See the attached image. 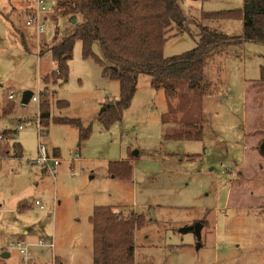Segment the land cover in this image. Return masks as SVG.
<instances>
[{
    "label": "rangeland",
    "instance_id": "1",
    "mask_svg": "<svg viewBox=\"0 0 264 264\" xmlns=\"http://www.w3.org/2000/svg\"><path fill=\"white\" fill-rule=\"evenodd\" d=\"M179 5L190 24L186 31L166 33L165 58L195 48L199 24L242 34V20L203 21L200 12L238 11L243 0ZM34 6L35 0H0V133L12 136L0 143V256L9 254L2 260H17L5 247L29 230V237L53 238L58 264H92L89 217L105 206L121 219L144 216L145 225L134 232V264H264V207H248L251 193L264 205V87L253 84L264 69V45L242 42L211 55L203 97L181 88L167 100L147 75H138L128 108L107 121L110 112L104 109L119 99V84L95 62L101 56L97 43L85 58L76 40L66 81L44 89L43 76L55 70L45 50L55 32L59 40L74 25L60 17L54 27L52 10L44 33L37 34L25 23ZM27 90L50 95L47 126L38 125L39 104L21 105ZM178 105L169 113V106ZM190 107H196L192 118L200 139H164ZM60 119L78 121L88 138L79 144L78 128L54 122ZM40 147L59 157L55 175L36 164ZM115 161L130 163L129 181L110 176ZM21 201L24 210H18ZM34 201L43 209L32 208ZM199 223V237L185 231Z\"/></svg>",
    "mask_w": 264,
    "mask_h": 264
},
{
    "label": "trees",
    "instance_id": "2",
    "mask_svg": "<svg viewBox=\"0 0 264 264\" xmlns=\"http://www.w3.org/2000/svg\"><path fill=\"white\" fill-rule=\"evenodd\" d=\"M51 16L54 27L60 17L70 21L74 18L75 24L59 40H56L55 32L53 43L45 50L55 70L50 72V77L43 76L44 89L49 83L66 81L67 63L76 40L81 42L85 58L92 55V46L97 43L101 56L95 58V62L102 67L104 77L119 84V99L107 104L104 109L110 112L107 121L119 119L128 108L138 75H147L152 88L162 90L167 100L175 98L177 89L181 88L203 97L208 88L204 68L211 55L242 42L264 45V0H243L242 8L238 11L202 12L203 21L242 20V34L240 37L231 36L199 24L195 48L169 58L163 56L166 33L186 31L190 24L180 9L179 0H55ZM256 83L264 87L262 68ZM49 100L47 91L39 95V127L48 124ZM179 107L173 109L169 106V113L174 114ZM196 107H190V111L184 110L177 128L172 130V134H165L164 139H200L201 130L192 118ZM54 122L75 125L79 144L88 138V128L84 130L78 121L60 119ZM3 134L8 135L7 132ZM260 155L264 157L261 151ZM108 172L118 180L131 179L128 161L110 163ZM25 206L26 202L19 203L18 210H24ZM89 223L92 227V264H134V232L145 225L144 216L131 214L121 219L111 208L98 206L93 209Z\"/></svg>",
    "mask_w": 264,
    "mask_h": 264
},
{
    "label": "built area",
    "instance_id": "3",
    "mask_svg": "<svg viewBox=\"0 0 264 264\" xmlns=\"http://www.w3.org/2000/svg\"><path fill=\"white\" fill-rule=\"evenodd\" d=\"M55 0H35V6L32 13L27 17L26 25H34L37 34L44 33L46 29V22L48 20V13L52 12L54 8L48 6V2ZM43 90H39L37 95L32 93V97L29 102L39 103V95ZM7 99L12 101L14 96L10 93ZM4 134L0 133V143L8 141ZM36 163L45 165L46 169L55 175L56 168L59 165V159L54 157H49L43 147L39 148V157L35 159ZM48 164H51L50 166ZM228 171V170H224ZM34 206L39 210L43 209L42 203L40 201H34ZM6 251L14 254L17 258L12 264H58L57 258L55 256V244L53 238H43L39 237L36 240L30 241L26 237L13 238L5 247ZM2 263V261L0 262Z\"/></svg>",
    "mask_w": 264,
    "mask_h": 264
},
{
    "label": "crops",
    "instance_id": "4",
    "mask_svg": "<svg viewBox=\"0 0 264 264\" xmlns=\"http://www.w3.org/2000/svg\"><path fill=\"white\" fill-rule=\"evenodd\" d=\"M201 13L202 12H200V15H201ZM227 35H229V34H227ZM46 75V74H45ZM44 75V76H45ZM257 80H254L253 81V84H255V85H258L257 83ZM246 86H247V84H246ZM260 87V86H259ZM29 103V102H28ZM39 104V103H38ZM37 122H38V120H37ZM18 129H21V127L19 126L18 127ZM3 134V133H2ZM8 137L10 138V140L12 139V136H11V134H10V132L8 133ZM10 140H8V142L10 141ZM17 145V144H16ZM4 154H5V152H4ZM4 154H2V156L4 155ZM47 154V153H46ZM58 156H59V153H58ZM9 158V157H8ZM54 158H57V157H54ZM57 159H59V157L57 158ZM59 162H60V160H59ZM35 163V162H34ZM36 164H38V165H40L41 167H42V172L43 173H45V172H47L48 170L46 169V167H45V165H42V164H39V163H36ZM260 168H261V173H260V175H261V177H263L264 178V166H263V169H262V166L260 165ZM49 172V171H48ZM50 173V172H49ZM254 200V198H253V193H251V205L249 206L248 205V207H251V211L252 210H261V208H263L264 207V205H261V204H258L257 202H255V201H253ZM22 202V201H21ZM41 202V201H40ZM26 207V206H25ZM31 207L33 208L34 207V203H32V205H31ZM44 231L46 232V229H44ZM31 231H26L23 235H17V236H13L12 238H19V237H21V236H23V237H26V239H28V240H30V241H33V240H36L37 238H39V237H36V236H34V237H29L30 236V233ZM44 238H46V237H44ZM59 260V259H58ZM2 263H4V264H6L3 260H2ZM59 263H61V261H59Z\"/></svg>",
    "mask_w": 264,
    "mask_h": 264
},
{
    "label": "water",
    "instance_id": "5",
    "mask_svg": "<svg viewBox=\"0 0 264 264\" xmlns=\"http://www.w3.org/2000/svg\"><path fill=\"white\" fill-rule=\"evenodd\" d=\"M71 23L73 25L75 24L74 18H72ZM31 97H32V92L31 91H29V90L24 91L23 94H22V97H21V102H20L21 105H23V106L27 105ZM261 152L264 155V143L262 144ZM201 227H202V224L199 223V224H195L194 226H191V227L186 228L185 231H193L194 234L197 237H199V233H200ZM8 256H9V254L5 252V253H2L1 254L0 258L1 259H5Z\"/></svg>",
    "mask_w": 264,
    "mask_h": 264
}]
</instances>
